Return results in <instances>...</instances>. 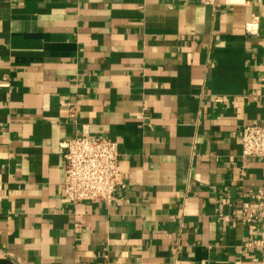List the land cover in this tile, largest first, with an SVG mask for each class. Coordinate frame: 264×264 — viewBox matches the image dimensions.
<instances>
[{
    "label": "crops",
    "instance_id": "0c3cea01",
    "mask_svg": "<svg viewBox=\"0 0 264 264\" xmlns=\"http://www.w3.org/2000/svg\"><path fill=\"white\" fill-rule=\"evenodd\" d=\"M263 72L264 0H0V264H264ZM76 134L117 142L113 201L64 198Z\"/></svg>",
    "mask_w": 264,
    "mask_h": 264
},
{
    "label": "built area",
    "instance_id": "2783aa9c",
    "mask_svg": "<svg viewBox=\"0 0 264 264\" xmlns=\"http://www.w3.org/2000/svg\"><path fill=\"white\" fill-rule=\"evenodd\" d=\"M218 7L222 0H202ZM231 2L235 0H229ZM256 17L246 23V30L256 29ZM264 91V72L258 76ZM241 154L246 157H264V122L243 126L240 136ZM59 152L64 161V178L61 190L65 199L72 204L81 201L111 202L125 188L122 177L117 142L102 135L76 134L59 142ZM254 203H245L240 212L243 222H260L259 236L248 240V248L259 249L264 263V187L256 191ZM75 216V226L79 218Z\"/></svg>",
    "mask_w": 264,
    "mask_h": 264
}]
</instances>
